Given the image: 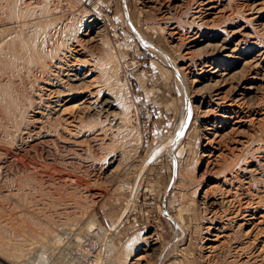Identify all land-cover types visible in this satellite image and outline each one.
<instances>
[{"label":"rangeland","instance_id":"374dc122","mask_svg":"<svg viewBox=\"0 0 264 264\" xmlns=\"http://www.w3.org/2000/svg\"><path fill=\"white\" fill-rule=\"evenodd\" d=\"M231 1L209 31L242 24L264 39V0ZM192 13L165 20L137 0H0L1 46L18 33L45 40L52 75L41 85L69 89L65 74L79 68L87 89L116 103L109 118H90L107 135L84 153L28 145L29 128L57 117L40 102L41 85L25 86L33 106L18 128L0 118V264H264V88L250 103L200 105L210 92L182 62L200 56L187 54ZM94 17L99 43L85 45ZM174 23L182 39L170 34ZM69 98L71 109L79 100ZM229 107L243 110L241 128L212 140L208 123ZM205 145L214 153L202 157ZM183 207L184 231L174 223Z\"/></svg>","mask_w":264,"mask_h":264},{"label":"bare ground","instance_id":"6f19581e","mask_svg":"<svg viewBox=\"0 0 264 264\" xmlns=\"http://www.w3.org/2000/svg\"><path fill=\"white\" fill-rule=\"evenodd\" d=\"M137 1L139 4L143 5L148 12H156L165 20H171V18L173 19L174 16L179 14H188L189 12H193L191 15L192 21L188 22V19H186V22L189 24V29H187V36L189 39L187 54L192 55V53H198L200 56L198 58L189 56L182 62H184L186 67L192 69V82L200 85V88H208V93L210 92V99L208 101L201 100L200 105L208 108L213 105L222 107L226 99L232 100L233 102L243 101L245 103H250L249 101L253 98L255 99L264 88V39H260L257 36V33L247 31V27L242 24L231 27L230 29L227 28L223 30L222 33L221 31H209L210 28L216 26L214 25L217 23L216 18L219 14L224 12L225 2H228L229 0ZM100 24L101 22L97 17L92 18L86 27H84L85 30L80 42L85 45H93L95 43L97 45L99 43L97 33L98 30L101 31L102 28V25ZM171 25L170 34L179 35L178 37L174 36V40L182 39L183 36H186V34L184 35V33L176 31L180 24L178 25L177 23L176 25L174 23ZM257 27H259V31H262L264 29V20L258 23ZM16 35L17 36L14 39L12 38L6 41L5 45H0V114H2L0 118L2 119L1 121L3 126L7 128L9 127V130L12 127L18 128V121H16V117L20 116V112L22 110H25L24 112H26L27 107L33 106L30 102V104L26 102L28 95L25 92V86L33 83V87H38L41 85L39 82H42L41 80L43 78L49 79L52 75L48 70L49 64L46 61V57L49 56V52H47L44 48L45 40L39 42L38 38L36 36H31V34L27 35L18 33ZM163 55L166 57L165 54ZM181 57L184 58L183 55ZM108 62L109 58H106L104 63ZM182 68L183 67H181V69ZM78 69H71L65 74L67 82L70 83V85L67 84L70 87L69 89L64 88L66 91L56 88L53 89L51 86L45 85L38 87V91H40V95L38 96V98L41 99L40 102L45 101L48 103V108H46L49 111V115H52L53 113V115H57V117H48L49 123L47 126H42V128L39 129H28L26 132V138L28 137L29 146H34L35 148L37 146H41V148H43L46 144H48L49 146H53L57 153H59L58 151L69 152L72 150L84 153L89 150V148L94 146L92 143L97 144L99 141L104 139L103 137H106L107 134L105 135L104 130L102 129H96L95 132H93V129L90 128L91 121L89 120L93 116H99L100 119L109 118L112 115L113 110L116 108V103L111 98L105 97V99L104 97H101V94L96 93L98 90L87 89V87L90 86L87 85L85 77H81L82 74ZM54 80L57 82L60 81L58 76H54ZM2 83H4L5 86H2ZM66 96H70L72 98L66 99V102L79 100L78 104L70 105V109L69 106L65 105L66 103H62L64 101L63 97L66 98ZM30 97L35 101L37 100L36 94L31 95ZM53 98L56 99L53 100ZM191 107L193 108V106L190 105L188 112L192 109ZM242 111V109L236 110L234 108L225 109L223 112V118L218 124H216V122H209L208 124L211 125L209 129L210 135L213 137L212 140L216 138L220 139L225 135L235 132L237 129L239 130L243 124ZM188 118L189 116L187 115L185 123ZM185 126L186 124L178 130L176 135L177 140L182 137ZM75 135L80 136L79 139L75 138L71 141V138H73L72 136ZM67 141H71V143H68ZM75 146H77L78 149H76ZM208 147L211 146H204V150H202L201 153L202 157L214 153V149L212 147ZM77 154L79 155L80 153ZM120 156L121 154H116L109 157L107 161L109 166L106 167L109 173L112 174L116 169L117 166H113L120 160ZM71 158L72 157L70 156L66 161L72 160ZM13 159L14 158H12V160ZM85 168L89 170V166H86ZM184 210V207L179 209V216H177L178 219H176V221L174 220V223L183 231L186 229V219L183 216V213H185L183 212ZM157 249V246L152 248L153 251H156ZM162 252L160 253L162 254ZM40 257L42 259L44 258L43 256Z\"/></svg>","mask_w":264,"mask_h":264}]
</instances>
